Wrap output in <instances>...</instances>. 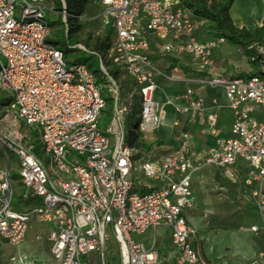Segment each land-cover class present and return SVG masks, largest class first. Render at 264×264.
I'll return each instance as SVG.
<instances>
[{"label": "built area", "instance_id": "2783aa9c", "mask_svg": "<svg viewBox=\"0 0 264 264\" xmlns=\"http://www.w3.org/2000/svg\"><path fill=\"white\" fill-rule=\"evenodd\" d=\"M98 2L113 28L108 48L91 52L103 55L100 75L83 63L69 68L64 52L47 40L46 9L61 14L67 29L68 16L78 17L67 13L64 0L62 10L56 0H0V93L10 98L0 123L14 114V126L20 120L40 132L35 137L30 130L0 129V238L22 245L35 217L50 226L52 264H159L155 241L148 246L137 237L164 227L176 249L174 264H208L197 249L199 228L187 212L196 206L191 177L197 169L191 166L189 133L181 132L176 153L156 158L138 153L125 143L123 123L131 112L128 104L121 105L122 83L129 79L141 100L132 130L154 133L164 115L158 78L174 81L154 57L186 56L192 67L208 70L218 45L228 41L199 40L196 31L206 20L184 15L172 0ZM151 36L160 42L157 49ZM252 72L201 77L168 101L177 116L173 128L181 126L183 117L207 119L216 139L198 161L243 183L259 216L250 230L264 236V73ZM102 87L114 101L105 131L99 128L106 106ZM206 87L224 91L231 125L223 135L216 129L222 106L212 98L213 111L207 114L201 93ZM15 195L20 202L41 197V207L18 211ZM20 262L38 264L27 255Z\"/></svg>", "mask_w": 264, "mask_h": 264}, {"label": "rangeland", "instance_id": "374dc122", "mask_svg": "<svg viewBox=\"0 0 264 264\" xmlns=\"http://www.w3.org/2000/svg\"><path fill=\"white\" fill-rule=\"evenodd\" d=\"M173 1L175 2L176 0ZM56 7L57 10H60L59 0H56ZM102 11V4L98 0H90V3L85 7L83 15L77 22V25H81L80 35L71 34V37L67 38V28L63 22L62 15L59 14L57 16L46 9L45 18L51 27L47 40L64 52L69 68L75 64L83 63L98 75L102 73L100 57H103V55L91 53L95 50L93 40L98 37L102 38L106 34L105 28L107 24L101 15ZM72 45H82L88 50L79 47L73 49L71 48ZM228 45H223L219 50L216 49L214 57L218 55V52L224 53L223 51ZM259 47V52L264 55V48ZM240 48L235 49L245 55L244 49ZM102 83L101 79L96 80V84L100 88ZM122 86V97L131 112L127 116L128 120H126L124 125L125 134L128 136L132 128L137 126L141 100L129 79L123 80ZM217 93L220 102L225 104L223 92L218 90ZM102 94L106 100V106L102 110L99 128L105 131L111 124L114 101L107 88L102 87ZM166 96H168V93H165V89L160 86L157 91V99L162 107ZM9 101V97L0 93V114H2L0 118L7 112ZM224 110L225 108L221 111L223 115ZM176 117L175 114L174 119ZM13 118L14 114L2 121L0 129L2 131L7 128L21 129L22 131L30 130L32 136H40V132L36 128L28 127L24 121L19 120V124L14 126ZM151 135L153 133L142 134V136L139 134L137 140L139 146L136 145L135 148L138 153L144 154V156L149 155L148 157L156 158L162 153L159 152V145L156 140L164 137L156 136L151 141V139L147 138L151 137ZM9 153L12 157V162L16 164L17 157L10 150ZM191 166L197 168L191 177L196 206L188 207L187 212L192 222L199 228L200 235L196 240V245L203 259L208 264H251L254 260H259L261 252L258 250L257 235L250 230V226L259 220L253 205H250V207L241 206V203L244 206L248 202L252 204L249 192L244 188L243 183L227 177L216 166L201 165L197 160L192 161ZM14 188L17 191L16 183ZM20 199L18 195H15L13 199L15 209L18 211L31 212V209L34 207L40 208L42 204L41 197L36 198L32 202L25 200L20 202ZM49 229L50 226L48 224L39 222L37 218L33 217L30 221L27 238L22 245L13 246L0 238V264H21L20 257L24 255L37 260L38 264L43 261H51L49 254L50 242L48 241ZM137 238L144 241L148 246H152L155 241V249L160 252L159 264H174L173 258L176 254V249L171 243L170 230L164 229V227H159L157 230L150 229ZM253 251L255 255H252Z\"/></svg>", "mask_w": 264, "mask_h": 264}, {"label": "crops", "instance_id": "0c3cea01", "mask_svg": "<svg viewBox=\"0 0 264 264\" xmlns=\"http://www.w3.org/2000/svg\"><path fill=\"white\" fill-rule=\"evenodd\" d=\"M172 2L174 9L181 10L184 15H191V17H193V19L195 20L200 19L196 17L191 10L184 8L179 0H176L175 2L172 0ZM230 15L233 19L235 26L238 28L246 27L253 30L256 27H261L263 25L264 20V0H235L230 8ZM195 35L201 41H208L217 38L209 32L207 20L202 23L201 27H199V29L196 31ZM151 38L153 39L154 46L157 49L160 42L152 36ZM228 44V42L225 44H219L216 49L219 50L220 47H222L223 45L226 46ZM229 45L227 48H225V51H223L224 53L221 54L218 52V55L214 57V66L211 69L202 71L197 67H192L186 56H180L178 58H169L168 56H163L159 53L154 57L155 63L159 68L165 70L169 75L174 77V81L158 78L161 88L163 87L165 89V93H168V96H171V94L184 90L187 85L196 82L201 77L210 79L217 74H225L231 76L250 74L254 70V68L252 67L251 63H249V57L235 49L240 48L239 46L232 44ZM259 48H264V45ZM171 60H174L175 62L172 63ZM262 62H264V57ZM247 64L248 66H246ZM218 90H221L224 94L222 88L212 89L207 87L201 90V93L206 97L208 108L207 114L213 111L211 102L212 98L216 97L219 103L221 104L222 107L220 108L218 113L216 129L218 131V134L223 135L229 132L231 125V112L227 106L225 94V104L220 102V98L217 93ZM168 96H166L167 99ZM223 108H225L224 115L221 114ZM174 116L175 112L173 111L170 128L164 126V122H162L156 132H154L155 134L153 133L151 137L147 138L153 141L152 139L156 138V136L164 137L162 138L164 140V144L159 146V152H162L160 153V155H168L176 153L178 151L180 145L179 142L181 138L180 134L181 132L185 131L189 133L190 138V157L192 161H198V159H200L201 157V154L205 150H207L209 146L214 145L216 139V136L210 132V127L207 122V119L197 118L194 120H188V118L183 117L181 119V126L179 128H173L172 122ZM126 120L128 119L125 118L123 127L125 125ZM162 125L164 127H162ZM158 140L159 139H157L156 141ZM256 215L259 220V216L257 213ZM257 223H259V221ZM252 255H255L254 251ZM254 261L256 262V264H264V257L259 256V260L256 259ZM39 264H52V260L43 261Z\"/></svg>", "mask_w": 264, "mask_h": 264}, {"label": "trees", "instance_id": "16d2710c", "mask_svg": "<svg viewBox=\"0 0 264 264\" xmlns=\"http://www.w3.org/2000/svg\"><path fill=\"white\" fill-rule=\"evenodd\" d=\"M60 1L59 9L62 10V3ZM183 7L192 11V13L198 17L207 20L208 29L215 37H225L229 44L239 46L244 49L245 55L249 57L250 63L254 68L252 73L260 74L264 73V62H262L264 55L259 52L258 47L264 45V20L261 27H256L251 30L243 27L238 28L235 26L233 19L230 15V8L235 0H179ZM65 7L68 14H75L76 18L68 16V29L67 38L73 35H80L81 25H77L78 19L83 15L85 7L90 3V0H64ZM105 36L98 37L93 40L94 49L97 52H103L108 48L113 36V28L109 23L105 28ZM89 42V40H87ZM74 45L71 46L73 48ZM75 49V48H73ZM94 50V51H95ZM174 63V60H171ZM248 76V75H240ZM126 104L123 97L121 105ZM126 133V132H125ZM139 133L131 130L129 135L125 134V143L130 146H139L137 140ZM142 136V134H140ZM159 146L164 144L163 139L157 141ZM144 149V148H143ZM251 202L243 207H250ZM258 250L264 252V236L257 235ZM114 249L110 248L108 253L109 258L112 256Z\"/></svg>", "mask_w": 264, "mask_h": 264}, {"label": "bare ground", "instance_id": "6f19581e", "mask_svg": "<svg viewBox=\"0 0 264 264\" xmlns=\"http://www.w3.org/2000/svg\"><path fill=\"white\" fill-rule=\"evenodd\" d=\"M163 108H164V115H163L162 122H164V126H167L168 128H170L174 106L170 101H168L167 97L164 98ZM164 126L162 125V127Z\"/></svg>", "mask_w": 264, "mask_h": 264}]
</instances>
